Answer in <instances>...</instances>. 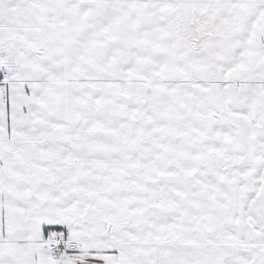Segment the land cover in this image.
I'll return each instance as SVG.
<instances>
[{
	"label": "snow or ice",
	"instance_id": "snow-or-ice-1",
	"mask_svg": "<svg viewBox=\"0 0 264 264\" xmlns=\"http://www.w3.org/2000/svg\"><path fill=\"white\" fill-rule=\"evenodd\" d=\"M0 264H264V0H0Z\"/></svg>",
	"mask_w": 264,
	"mask_h": 264
}]
</instances>
